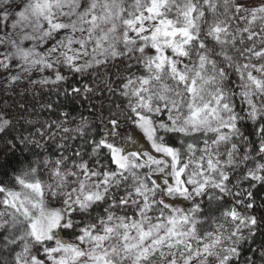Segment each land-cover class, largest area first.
<instances>
[{"label": "snow or ice", "instance_id": "6c2138e0", "mask_svg": "<svg viewBox=\"0 0 264 264\" xmlns=\"http://www.w3.org/2000/svg\"><path fill=\"white\" fill-rule=\"evenodd\" d=\"M16 89L54 118L0 136L8 264H264V0H0Z\"/></svg>", "mask_w": 264, "mask_h": 264}, {"label": "trees", "instance_id": "16d2710c", "mask_svg": "<svg viewBox=\"0 0 264 264\" xmlns=\"http://www.w3.org/2000/svg\"><path fill=\"white\" fill-rule=\"evenodd\" d=\"M103 96L106 95V93H103L102 94ZM40 100L42 101H47V100H51L53 102H56V103H60L62 102L63 98L62 97H57L56 95L50 93L49 91H43V93L38 97ZM96 105H98V102H95ZM106 103V101H105ZM23 104L25 105L24 108H21L20 105ZM19 109V111L21 110V112L24 114L23 116L24 117H28V118H32V119H50V118H54L53 114H50V113H47V112H44V113H40L39 116H35V115H32L29 114V112L27 111V109H32V108H35L37 111H39V104L36 103V101L33 99V97H28L27 98H21L20 100V104L16 105ZM74 108H75V111L73 112V115H75L77 117V119H79V113H83L84 115H89V112H88V106H81V104L79 102H77L75 105H74ZM25 130V127L23 126L21 128V133ZM7 135V134H6ZM8 139L10 138H15L16 136L15 135H7ZM76 146H79V144L81 143L79 140L77 141H74L73 142ZM23 155H26V153H23L21 151H17L15 153V158L14 160L15 161H21L22 158H23ZM87 159V157H85ZM4 158L3 157H0V160H3ZM9 159H13L12 157H9ZM18 166V165H17ZM262 196H264V192L261 193ZM203 218V217H202ZM262 239V237L258 236L257 237V244L260 242V240ZM256 245H253V247H255ZM245 248H247V245H245ZM250 254V253H248ZM11 259V256H10V253L7 251V250H4V249H0V264H8V261Z\"/></svg>", "mask_w": 264, "mask_h": 264}, {"label": "rangeland", "instance_id": "374dc122", "mask_svg": "<svg viewBox=\"0 0 264 264\" xmlns=\"http://www.w3.org/2000/svg\"><path fill=\"white\" fill-rule=\"evenodd\" d=\"M23 88L26 89L27 88V85H24ZM21 90L22 89H16V90L10 91L8 93H4L3 91H0V110L7 111L11 115L16 116L18 119H20V124L17 125V127L15 129H10L6 133L7 135H10V134L12 135L13 134V135L17 136V135H19L21 133V128L23 126L25 127V129L27 127V125H24L23 119H21V117H24L23 116L24 114L21 112V110L19 111V109L16 108L17 107L16 105L20 104L21 98L22 99L23 98H27L28 99V97L31 98V97L35 96L36 93L26 91L25 94L23 96H21L20 95ZM44 91H46V90H44ZM103 97L104 96L101 94L100 96H98L96 98V101L95 102H98L97 108L99 107L100 102L103 99ZM83 106H85V107L88 106L89 107V105L87 104V102H85V104ZM22 133L25 134V135H27V132L25 130ZM6 134H0V136H3V139L4 140H7L8 137H7ZM170 203H172V205L175 206V207L187 208V207L190 206L188 202H184V201H179V202L172 201ZM100 211H102V209H100ZM128 214L131 215L132 214V211L129 210L128 211ZM208 226L209 225L206 223L204 227L207 228Z\"/></svg>", "mask_w": 264, "mask_h": 264}]
</instances>
